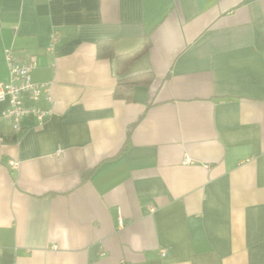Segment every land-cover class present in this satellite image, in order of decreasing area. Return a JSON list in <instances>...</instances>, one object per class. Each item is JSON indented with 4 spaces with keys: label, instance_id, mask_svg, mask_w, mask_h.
<instances>
[{
    "label": "crops",
    "instance_id": "crops-1",
    "mask_svg": "<svg viewBox=\"0 0 264 264\" xmlns=\"http://www.w3.org/2000/svg\"><path fill=\"white\" fill-rule=\"evenodd\" d=\"M6 50L51 113L0 102V264H264V0H0Z\"/></svg>",
    "mask_w": 264,
    "mask_h": 264
},
{
    "label": "built area",
    "instance_id": "built-area-1",
    "mask_svg": "<svg viewBox=\"0 0 264 264\" xmlns=\"http://www.w3.org/2000/svg\"><path fill=\"white\" fill-rule=\"evenodd\" d=\"M57 40V35L53 34L50 48H53ZM5 60L9 70V80L0 83V102L7 101L8 106L3 110V118L12 126L18 129L20 118L26 115H33L38 121H43L51 110H44L36 105H27L26 101L36 102L41 98L50 101L48 86L45 83L34 82L31 72L35 66L32 58L23 61H16L11 50H6ZM12 167L17 166V162H11ZM166 250L162 249L161 254L165 255Z\"/></svg>",
    "mask_w": 264,
    "mask_h": 264
},
{
    "label": "trees",
    "instance_id": "trees-1",
    "mask_svg": "<svg viewBox=\"0 0 264 264\" xmlns=\"http://www.w3.org/2000/svg\"><path fill=\"white\" fill-rule=\"evenodd\" d=\"M148 49V43L141 48L124 54H115L112 44L109 41H99L97 44V54L99 57H113L116 61L117 74L120 76L114 90L116 99L132 101V92L135 86H148L154 79V74L150 71L136 75H129V66L137 60ZM133 125L128 129V135ZM127 135V136H128Z\"/></svg>",
    "mask_w": 264,
    "mask_h": 264
}]
</instances>
